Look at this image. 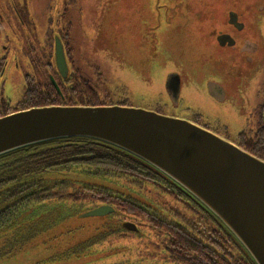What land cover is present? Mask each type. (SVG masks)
<instances>
[{
	"label": "rangeland",
	"instance_id": "rangeland-1",
	"mask_svg": "<svg viewBox=\"0 0 264 264\" xmlns=\"http://www.w3.org/2000/svg\"><path fill=\"white\" fill-rule=\"evenodd\" d=\"M91 1L96 17L83 18L82 21L77 18L72 27V31L77 30L73 34L76 46L70 50L72 71H80L85 83L106 103L123 102L164 115L186 118L234 142L239 131L250 127L248 122L251 121L252 109L260 98L257 89L264 79V14L254 17L256 10L250 6L252 0L248 2V9L252 10L251 18L240 33L241 37L244 35L243 40L240 37L236 38L234 44L222 45L218 34L213 33L205 23L207 18H201L202 22H196L195 26L184 23L182 29H165L159 45L161 50H158L157 38L151 37L153 34L136 26V21L141 19L157 20V16L151 18L135 12L145 8L143 0ZM211 2L215 3L216 10L222 12L228 9L236 13L244 10L239 0ZM37 5L39 2H29L28 8ZM87 14L90 15L89 12ZM161 18L165 22L168 17L161 13ZM219 18L221 16L215 13V26L219 24ZM4 38L5 31L2 28L0 44L4 43ZM246 43L249 44L244 48ZM11 47L8 45L6 51L9 56L13 51ZM17 54L20 61L18 51ZM173 79H177L176 95L170 91ZM22 87L20 71L12 79L0 84V95L14 103L19 99ZM79 95L81 93H74L75 97ZM90 198L86 196L85 202L90 201ZM162 199L167 204L173 203L171 197L164 196ZM93 201L91 199L89 204ZM102 204L109 203L98 201L81 211L77 209L70 219L71 225L66 221L54 229H38L34 241L19 247L12 255L1 257L0 264L172 262L166 247L168 238L163 236V231L151 226L145 216L130 214L118 208L112 218L117 222L101 224L102 216L79 217L80 213ZM109 205L114 210L117 208ZM180 206L179 211H182L183 207ZM35 211L47 216V219L55 217L54 212H50L47 207L44 210L36 206ZM183 212L191 217L188 211ZM123 221L134 223L137 231L122 228ZM102 228H114L115 231L103 241L95 240V235L92 239L93 232ZM91 240L98 242L92 244L94 241ZM76 246L80 251L74 250ZM186 255L192 256L191 253ZM51 257L53 259L48 261Z\"/></svg>",
	"mask_w": 264,
	"mask_h": 264
},
{
	"label": "trees",
	"instance_id": "trees-1",
	"mask_svg": "<svg viewBox=\"0 0 264 264\" xmlns=\"http://www.w3.org/2000/svg\"><path fill=\"white\" fill-rule=\"evenodd\" d=\"M70 75L72 87L66 88V94L64 89L56 90L50 82L28 81L14 103L0 96V116L39 105L108 104L87 82L81 92L76 72ZM76 92L81 95L75 97ZM262 99L264 105V95ZM235 143L256 155V146L245 142L241 132ZM86 196L94 200L92 204L85 202ZM164 196L171 197L173 203L167 204L162 199ZM98 201L117 207L102 216L101 224L117 222L112 218L118 208L145 216L151 226L163 231V236L168 238L166 247L174 264L181 261L183 264H254L187 191L123 149L76 136L41 141L0 154V228L4 235L12 236L13 241L7 238L6 244L15 246V250L34 241L36 231L42 227L54 229L66 221L71 225L70 219L77 209L81 211ZM33 206L44 210L47 207L55 217L47 219ZM114 231V228L95 230L91 238L95 235V240L103 241ZM95 240H91L92 244H97ZM78 249V246L74 248L80 251Z\"/></svg>",
	"mask_w": 264,
	"mask_h": 264
},
{
	"label": "water",
	"instance_id": "water-1",
	"mask_svg": "<svg viewBox=\"0 0 264 264\" xmlns=\"http://www.w3.org/2000/svg\"><path fill=\"white\" fill-rule=\"evenodd\" d=\"M54 56L65 76L57 41ZM76 136L109 143L147 162L187 191L254 264H264V159L192 120L126 104H48L0 116V154ZM113 211L102 204L79 217ZM121 225L137 231L132 222Z\"/></svg>",
	"mask_w": 264,
	"mask_h": 264
},
{
	"label": "flooded vegetation",
	"instance_id": "flooded-vegetation-1",
	"mask_svg": "<svg viewBox=\"0 0 264 264\" xmlns=\"http://www.w3.org/2000/svg\"><path fill=\"white\" fill-rule=\"evenodd\" d=\"M33 1L39 2V5L28 8V3ZM211 1L143 0L145 8L139 11L135 10V12L151 18L157 16V20L141 19L136 21L137 24L134 22L133 24H136L137 28H142L144 31L153 34L151 37L157 38L158 50L162 49L159 45L162 43V33L165 29H182L184 23H192L195 26L196 22H202L200 21L201 18H207L205 23L212 29L213 33L218 34L222 45L234 44L236 38L241 37L240 33L247 20L251 18L252 10L248 9L250 0H239L244 10L238 13L230 9L223 12L218 11L215 9V3ZM250 6L256 10L254 17L260 13L264 14V0H252ZM95 13L96 11L92 9L91 0H0V32L2 28L5 31L4 43L0 44L2 50L0 54V84L12 79L14 74L21 71L23 77L22 90L28 81L42 84L50 82L56 90L62 88L66 94V88L72 87L70 74L76 72L72 71L73 58L70 56V50L76 46L73 34L77 33V30L72 31V27H74L77 18L81 21L83 18L86 20L87 18L93 19L96 17ZM161 13L168 17L167 21L164 22V19H160ZM215 13L221 16L217 26L213 24ZM243 39L244 35L241 37V40ZM56 41L61 43L64 52L67 64L65 76H62L56 67L54 56ZM248 44L246 43L244 48ZM8 45H12L10 48L13 50L11 56L6 54ZM16 49L19 52L20 61ZM97 73L101 74L98 70ZM76 76L81 82L80 88H84L85 81L81 78L80 71L76 72ZM258 87L257 93L260 98L252 109V118L250 117L251 121L248 122L250 127L239 132L242 133L245 142L251 146H256L254 148L256 156L264 159V105L262 99L264 79L260 81ZM177 89V79H173L170 82V91L176 95ZM2 229L0 228V258L12 255L17 251L14 249L15 246L7 245L6 239H12V236L4 235Z\"/></svg>",
	"mask_w": 264,
	"mask_h": 264
}]
</instances>
